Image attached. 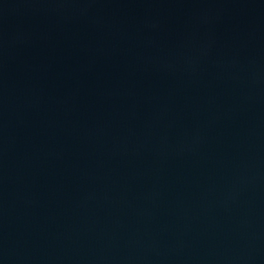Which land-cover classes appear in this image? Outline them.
<instances>
[{"label": "water", "instance_id": "1", "mask_svg": "<svg viewBox=\"0 0 264 264\" xmlns=\"http://www.w3.org/2000/svg\"><path fill=\"white\" fill-rule=\"evenodd\" d=\"M0 264H264V0H0Z\"/></svg>", "mask_w": 264, "mask_h": 264}]
</instances>
